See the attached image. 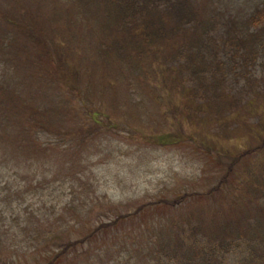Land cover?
I'll list each match as a JSON object with an SVG mask.
<instances>
[{
    "label": "rangeland",
    "instance_id": "374dc122",
    "mask_svg": "<svg viewBox=\"0 0 264 264\" xmlns=\"http://www.w3.org/2000/svg\"><path fill=\"white\" fill-rule=\"evenodd\" d=\"M223 1L235 14L247 10L244 0ZM200 2L205 15L208 1ZM101 20L96 9L79 16L67 0H0V74L10 70L0 108L14 112L19 125L39 101L50 102L49 95L60 104L72 100L81 112L68 137L38 139L56 147L44 146L26 160L0 155V264H89L94 251L92 264H108L112 256L121 257L117 264H144L140 248L159 221H183L197 212L210 224L229 218L232 227L264 221L256 199L262 190L250 184L264 164V85L263 95L234 86L216 99H191L188 110L181 83L162 70L136 81L119 60L104 63ZM257 63L256 69L251 62L233 69L234 81L250 71V84L261 83L264 60ZM16 94L25 102L19 104ZM202 104L205 114L196 110ZM108 106L120 115L95 125L87 108ZM91 127L96 134L81 141L78 134ZM171 134L176 144L156 142L172 141ZM183 196L181 207L156 206ZM228 199L239 201L234 214L225 208ZM70 242L77 250L57 261L60 247Z\"/></svg>",
    "mask_w": 264,
    "mask_h": 264
},
{
    "label": "trees",
    "instance_id": "16d2710c",
    "mask_svg": "<svg viewBox=\"0 0 264 264\" xmlns=\"http://www.w3.org/2000/svg\"><path fill=\"white\" fill-rule=\"evenodd\" d=\"M200 1L67 0L68 3L76 5L81 17L94 9L101 14L103 37L99 44L104 63L110 64L119 60L121 71L133 74L131 79L136 81L139 76H150L158 73L157 70H162L160 72L170 76L173 81L181 83L180 90L188 96V110L192 100L216 99L219 92L234 86L251 89L252 92L263 95L259 89L264 85V78L261 83L250 84L255 80L250 71L243 74L244 71L236 81L231 73L239 65L246 66L249 62L253 64L251 68L256 69L258 63H255L264 60V0L253 4L244 0L247 10H239L238 14L233 13L223 0H207L208 11L205 15L200 10ZM59 12L62 13V10ZM124 45L130 46L129 52H123ZM164 49L167 51L163 52ZM146 61L150 62L148 68H145ZM8 72L0 74L2 91L6 90L4 84L8 82ZM228 74L231 75V82L227 80ZM135 95L131 93L128 96L130 104L133 103ZM5 96H8V90ZM49 96L53 97L50 102L39 101L20 125L14 112L5 107L0 108V155L26 160L32 157L33 153L42 152L41 148L44 146L45 150L57 146L58 142L39 143L40 137L57 135V140L68 137L70 123H74L81 112L72 100L60 104L57 96ZM15 98L19 104L25 102V98L20 94H16ZM1 102L6 104L5 100ZM81 104L82 109L87 106L84 99ZM113 108L114 111L120 109ZM85 109L83 113L86 112ZM199 109L205 114V104L196 108L197 111ZM185 111L187 113V110ZM87 113L98 126L102 123L106 125L111 116L120 115L112 112L110 106L107 110L88 107ZM87 130V135L78 134V138L83 142L96 134L95 127ZM170 136V142L160 141L159 138L156 142L165 145L176 144L175 136ZM257 170L260 174H253L250 184L254 190H262V196H257L256 199L257 207L264 213V203L261 204L264 201V164ZM241 182L242 180L238 185ZM186 199L159 203L158 206L171 210L183 206ZM253 201L251 194L249 203ZM235 202L239 203L238 200L228 199L225 207L228 213L234 214ZM241 214L245 215L244 207ZM180 219L184 220L159 221L149 230L146 243L140 248L144 264H264L262 219L251 223L235 222L236 227L231 226L234 222L229 218L221 219L217 224H210L198 212L196 215L191 213L188 217ZM116 224L117 221L103 225L101 229H109ZM71 249L77 250L76 244L70 242L65 247H60L61 252L56 256V260H60ZM115 250L118 249L111 248L112 252ZM127 250L126 248L124 252L130 259L133 253ZM112 257L108 264H117L114 260L121 259ZM93 261L95 262L96 258L93 257Z\"/></svg>",
    "mask_w": 264,
    "mask_h": 264
}]
</instances>
